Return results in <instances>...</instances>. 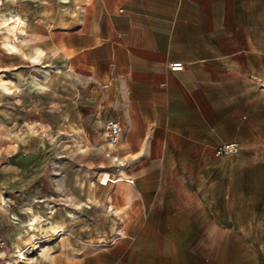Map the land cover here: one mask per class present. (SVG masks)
Wrapping results in <instances>:
<instances>
[{
    "label": "crops",
    "instance_id": "obj_1",
    "mask_svg": "<svg viewBox=\"0 0 264 264\" xmlns=\"http://www.w3.org/2000/svg\"><path fill=\"white\" fill-rule=\"evenodd\" d=\"M34 238L28 264H264V0H0V259Z\"/></svg>",
    "mask_w": 264,
    "mask_h": 264
},
{
    "label": "built area",
    "instance_id": "obj_2",
    "mask_svg": "<svg viewBox=\"0 0 264 264\" xmlns=\"http://www.w3.org/2000/svg\"><path fill=\"white\" fill-rule=\"evenodd\" d=\"M170 69L172 71H181L184 69V63L181 61H174L170 63ZM104 131L107 135L108 141L115 144L117 143L120 133L122 131V124L118 120L109 119L108 121H106L104 125ZM216 149H217L216 154L218 157H227V156L235 155L238 152L239 147L236 142H229L218 145ZM101 181H106V176H104ZM36 240L37 238H34V241L28 244L27 248H32V249L37 248L39 246L38 244L39 242H37ZM25 251L26 250H23L17 253V257L19 259H25V255H24ZM7 264H13V262H7Z\"/></svg>",
    "mask_w": 264,
    "mask_h": 264
},
{
    "label": "rangeland",
    "instance_id": "obj_3",
    "mask_svg": "<svg viewBox=\"0 0 264 264\" xmlns=\"http://www.w3.org/2000/svg\"><path fill=\"white\" fill-rule=\"evenodd\" d=\"M36 241L39 242L38 243L39 246L37 248L32 249V248H27V246H25L22 249H14V251L12 252L13 255H11L10 257H4L3 259H0V264H7V262H13V264H28L30 259L35 255H37L42 250L45 243L42 238H37ZM23 250H26L24 253L25 259H19L17 257V253Z\"/></svg>",
    "mask_w": 264,
    "mask_h": 264
},
{
    "label": "bare ground",
    "instance_id": "obj_4",
    "mask_svg": "<svg viewBox=\"0 0 264 264\" xmlns=\"http://www.w3.org/2000/svg\"><path fill=\"white\" fill-rule=\"evenodd\" d=\"M33 222V221H32Z\"/></svg>",
    "mask_w": 264,
    "mask_h": 264
}]
</instances>
